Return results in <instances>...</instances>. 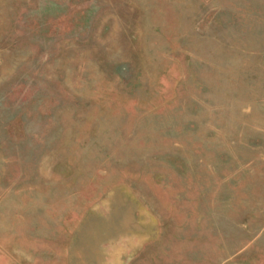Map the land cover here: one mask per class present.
<instances>
[{"label": "rangeland", "instance_id": "obj_1", "mask_svg": "<svg viewBox=\"0 0 264 264\" xmlns=\"http://www.w3.org/2000/svg\"><path fill=\"white\" fill-rule=\"evenodd\" d=\"M0 264H264V0H0Z\"/></svg>", "mask_w": 264, "mask_h": 264}]
</instances>
